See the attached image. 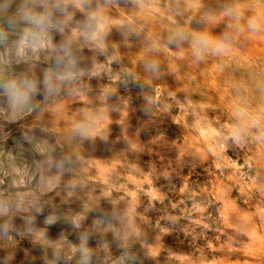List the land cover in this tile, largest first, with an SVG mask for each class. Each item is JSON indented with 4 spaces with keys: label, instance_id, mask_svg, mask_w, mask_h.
Wrapping results in <instances>:
<instances>
[{
    "label": "rangeland",
    "instance_id": "1",
    "mask_svg": "<svg viewBox=\"0 0 264 264\" xmlns=\"http://www.w3.org/2000/svg\"><path fill=\"white\" fill-rule=\"evenodd\" d=\"M97 3L110 26L106 51L79 44L95 75L71 94L36 96L39 108L21 117L0 105V198L36 195L44 208L14 211L11 239L0 236V264H62L57 256L85 233L92 264H264V142L209 150L236 105L264 106V0H92L93 10ZM225 7L241 13L225 54L198 61L190 42L168 44L177 28L213 37L231 31L236 21L221 15ZM70 11L78 28L87 10ZM21 31L8 33L0 55L11 57ZM51 56L27 52L2 75L42 79ZM147 61L158 70H147ZM85 114L98 116L89 139L73 133ZM64 157L70 167L50 169ZM41 180L54 187L42 194ZM114 230L127 239L116 241Z\"/></svg>",
    "mask_w": 264,
    "mask_h": 264
},
{
    "label": "clouds",
    "instance_id": "2",
    "mask_svg": "<svg viewBox=\"0 0 264 264\" xmlns=\"http://www.w3.org/2000/svg\"><path fill=\"white\" fill-rule=\"evenodd\" d=\"M108 3L109 0H104ZM135 2V0H134ZM92 0H0V25L7 28V32L0 28V43L8 40V33L14 32L22 26L19 38L13 41L11 57L0 55V105L7 107L13 118L21 117L39 108L35 102L36 96H43L46 101L49 97L58 95L61 91L71 94V86L78 83L86 75H95L91 69L84 66L81 59L79 44L89 46V50H98L101 54L106 51L105 40L110 33L109 21L103 13L100 4L91 8ZM71 9L87 10L86 15L79 23L78 28H72L75 19ZM221 15L228 17L235 23L226 27L231 31H224L220 36L213 37L207 32L191 33L183 28H177L168 37V44L179 46L190 42L196 60H202L209 51L214 55H223L233 43L232 32L240 31L239 20L241 13L238 8L225 7ZM213 14H205V20H212ZM248 28L256 31L259 24L255 18L248 20ZM71 31V36L66 32ZM65 37L59 43H53L56 36ZM52 50V64L42 73V79L32 75L21 74L4 78L3 73L13 62H20L27 52L37 53ZM147 70L155 72L158 65L154 61H147ZM148 111V109H145ZM232 122L226 127L217 130L214 134L210 152L224 153L229 145L243 146L250 139L264 142V106L252 112L247 107L236 105L232 110ZM98 116L85 114L82 120L73 125V133L83 139L95 137L98 133L96 123ZM31 142V138L23 137ZM102 140L106 138L101 137ZM48 151H54L49 148ZM72 164L71 157L52 159L50 169L57 174ZM54 187L53 184L41 180L39 191L43 194ZM14 211L40 215L44 208L40 198L33 195L30 200L0 198V236L11 239L15 231ZM24 219V217H21ZM84 218L74 221L75 227ZM126 230H114L116 241L127 239ZM79 245H73L68 253L57 256L62 264H70L76 258V264H92L93 252L88 246L90 235L85 233L78 237ZM5 264L7 262L5 261Z\"/></svg>",
    "mask_w": 264,
    "mask_h": 264
}]
</instances>
